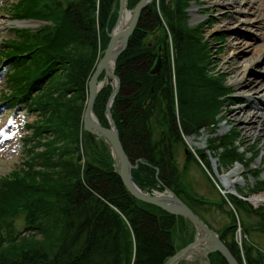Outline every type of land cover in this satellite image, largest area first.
Listing matches in <instances>:
<instances>
[{
  "label": "trees",
  "instance_id": "trees-1",
  "mask_svg": "<svg viewBox=\"0 0 264 264\" xmlns=\"http://www.w3.org/2000/svg\"><path fill=\"white\" fill-rule=\"evenodd\" d=\"M139 1L128 0V7ZM190 2L153 0L145 8L116 61L121 84L111 110L129 158L138 161L134 177L149 190L170 186L205 220L197 209L224 201L203 200L187 181L189 163L178 167L179 128L197 134L203 127H215L220 107L233 97L232 87L216 69L215 56L222 47L213 50L202 24L190 27L187 22ZM118 8V0L14 2L16 16L44 24L14 29L15 37L5 40L0 49V56L9 61L6 75L11 91L5 92V99L11 107L23 104L36 114L27 123L31 129L24 138L27 158L11 174L0 177V264H165L193 237L194 228L183 216L136 198L119 175L109 146L93 134H83L89 80L109 43ZM165 22L173 37L174 61L168 35L161 43L152 45L148 40ZM223 37L215 35L216 40ZM159 55L160 72L152 74ZM112 90L111 84L103 87L94 105L106 126ZM234 136L230 132L212 138L214 150L227 165L244 162L245 153L233 145ZM255 186L264 193V178ZM233 200L236 212L256 220L240 217L245 234H264V207ZM20 214L26 227L16 231ZM229 216L231 221L218 231L220 238L240 264H264V249L255 240L244 239L239 246L237 219L233 211ZM210 264L229 262L217 251L210 254Z\"/></svg>",
  "mask_w": 264,
  "mask_h": 264
},
{
  "label": "rangeland",
  "instance_id": "rangeland-1",
  "mask_svg": "<svg viewBox=\"0 0 264 264\" xmlns=\"http://www.w3.org/2000/svg\"><path fill=\"white\" fill-rule=\"evenodd\" d=\"M16 1L0 0V49L3 47L4 40H10L15 37L14 29H37L44 24L39 19L16 16L13 11V5ZM234 1L236 0H191L190 5L186 8L188 10L187 22L189 26L193 27L197 24H202L201 28L204 36L208 38L213 50H217L220 46L222 47L221 52L215 56L217 60L216 69L224 74L226 85L232 87L234 99L232 102H228L226 105L223 104L220 107L216 117L219 122L218 125L216 123L215 127H203L197 134H185L182 131V127L179 128V131L182 132V141L178 140V143H176V163L181 169L186 166L187 162L189 163L187 181L194 192L202 197L203 200L224 201V204L220 206L206 203L204 204V209H197L218 235V231L231 221L229 212L233 211L237 219L235 238L239 246H241L244 239L252 238L251 240H255L264 249V234L255 232L250 237L245 234L240 223L242 222L240 217L252 222L256 220L246 212H236L237 209L233 200L234 198L241 199L248 201L254 207H264V204L255 205L250 201L251 196L262 193L255 190V184L259 179L264 178V133H256L245 139L237 121L230 119L229 115L231 108L242 110V113H244V110L249 105L252 106L253 101L255 103V101L264 99L263 91L255 93L254 91H248L246 86L239 85V80L244 76L254 78V75L257 74L264 79V5L261 6L264 4V0H259L258 4L254 3V1L241 0L240 5H236L240 0H237L236 4H234ZM169 29L165 22L162 28L157 30L156 35L150 34L148 36V40L153 45L157 41L161 43L162 37L168 35V50L171 61H174L176 50ZM221 34H224V39L216 40L215 35ZM253 48L258 52L257 54L252 51ZM236 58L241 60L240 65L241 67L243 65V69L247 68L242 75L240 72L237 73L236 70H232L236 65ZM7 62L9 61H4L0 58V177L11 174L14 169L21 166V161L27 158L24 138L31 132V129L27 127V123L32 122L36 118V114L29 112L25 105L20 104L16 107H11L10 102L5 100V92L11 91L6 75ZM173 80L175 86L176 81L174 78ZM174 97L178 109L179 101L176 89ZM260 111H264V106L261 107ZM177 114L179 119L181 117L180 111H177ZM230 132L235 133L233 145L239 146V151L245 153L244 162L237 163L232 161V163H235L233 164L234 166L227 165V162L225 163L219 159V155H217L219 152L214 150V142L212 141L213 137L224 136ZM189 138H191V141H189ZM164 140L165 145L169 144L167 139ZM252 147L253 149H251ZM190 150L192 151L190 155L192 159H190L188 154ZM254 150H257L258 153L253 155ZM237 167H241V172L236 176V185H234V188L227 190L222 182L225 179V174ZM166 187L174 191L170 186L167 185ZM167 188L162 190L146 189L149 192H165ZM15 226L16 231L25 229L26 220L24 214H20L17 217ZM193 228V237L191 240L189 237L186 245L195 237L196 231L194 226ZM189 231L192 233L191 227H189ZM181 242L183 243L184 241ZM199 256L200 254H194L190 259L183 260L179 264H206V259L200 260Z\"/></svg>",
  "mask_w": 264,
  "mask_h": 264
},
{
  "label": "water",
  "instance_id": "water-1",
  "mask_svg": "<svg viewBox=\"0 0 264 264\" xmlns=\"http://www.w3.org/2000/svg\"><path fill=\"white\" fill-rule=\"evenodd\" d=\"M152 1L153 0H140L131 10L127 7V0H119L118 18L110 32L109 43L104 50L103 56L98 61L95 71L89 81V96L83 116L84 131L93 134L109 146L119 175L125 186L136 198L157 205L170 213L183 216L195 227L196 234L194 239L172 255L165 264H178L182 260L190 259L194 254H200L199 259H206V264H209L210 254L216 251H220L229 264H240L236 256L220 238L217 232L201 219L200 216L174 191L167 188L165 192H149L140 184L132 172L133 169L138 167V163L136 161V164H134L130 160L122 143L119 129L113 118L111 106L119 93L121 80L114 72V69H109V65L112 61L115 65L121 53L128 47L129 39L137 28L143 11ZM125 8L130 13V18L127 25L124 28H120L119 26ZM113 9H115V7ZM161 63L162 58L159 56L156 64L150 70L151 73L156 74L159 72ZM103 72H105V78L100 80L99 78ZM108 83L113 84L114 88L106 105V116L109 120V126H105L95 114L94 105L98 93Z\"/></svg>",
  "mask_w": 264,
  "mask_h": 264
},
{
  "label": "bare ground",
  "instance_id": "bare-ground-1",
  "mask_svg": "<svg viewBox=\"0 0 264 264\" xmlns=\"http://www.w3.org/2000/svg\"><path fill=\"white\" fill-rule=\"evenodd\" d=\"M254 1V3L258 4L259 0H249V2ZM238 1H234V4H236ZM241 0L236 5H240ZM256 5V4H255ZM262 4L261 6H263ZM242 9V8H241ZM245 12V11H244ZM130 18V13L128 10H124L122 21L120 23V28H124ZM254 53H258L255 48L252 49ZM251 51V52H252ZM241 60L236 58V65L232 68V70H236L237 73L240 72L242 75L246 72L247 68L243 69V65L241 67ZM114 62L112 61L109 65V69H114ZM242 69V70H241ZM261 75H254V78H248L244 76L242 79L239 80L240 86H246L248 91H254L255 93L259 91L264 92V79ZM108 79V78H107ZM106 81V80H105ZM252 106H248L246 110H244V113H242V110H237L231 108L229 110L230 119H234L238 123V127L242 129L244 133V138L247 139L248 136L255 135L256 133H264V111H260L261 107L264 106V99L261 101H254L252 102ZM189 141H191V138H189ZM241 172V167H237L228 174H225V179H223L224 187L227 190H230L234 188V185H236V176L237 174ZM222 178V177H221ZM250 201L255 205H263L264 204V194L258 193L254 194L250 197Z\"/></svg>",
  "mask_w": 264,
  "mask_h": 264
}]
</instances>
